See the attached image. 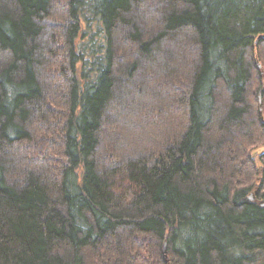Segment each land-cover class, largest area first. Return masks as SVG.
<instances>
[{
  "label": "trees",
  "instance_id": "trees-1",
  "mask_svg": "<svg viewBox=\"0 0 264 264\" xmlns=\"http://www.w3.org/2000/svg\"><path fill=\"white\" fill-rule=\"evenodd\" d=\"M263 200L264 0H0V264H264Z\"/></svg>",
  "mask_w": 264,
  "mask_h": 264
},
{
  "label": "rangeland",
  "instance_id": "rangeland-1",
  "mask_svg": "<svg viewBox=\"0 0 264 264\" xmlns=\"http://www.w3.org/2000/svg\"><path fill=\"white\" fill-rule=\"evenodd\" d=\"M122 45V44H121ZM123 48H124V46H123ZM126 52V51H125ZM126 58V57H125ZM260 102H261V108H260V111H261V113L263 114V101H262V98L260 99ZM116 114V112H114V110L113 111H110L109 112V115L112 117V116H117V115H115ZM116 118V117H115ZM141 122V121H140ZM139 122V123H140ZM139 123H137V124H139ZM110 130V129H109ZM112 131H109V134H107V136L105 137V141H106V139H108V137H110L112 134H115V135H117L118 136V138H120L121 137V135H122V133L120 132V131H116L115 129H111ZM114 132V133H113ZM123 136V135H122ZM139 151V150H138ZM257 152H259V151H257ZM20 156H22V154L20 155ZM168 264H174V263H171L169 260H168V262H167Z\"/></svg>",
  "mask_w": 264,
  "mask_h": 264
},
{
  "label": "water",
  "instance_id": "water-1",
  "mask_svg": "<svg viewBox=\"0 0 264 264\" xmlns=\"http://www.w3.org/2000/svg\"><path fill=\"white\" fill-rule=\"evenodd\" d=\"M252 199H255V198L253 197ZM261 205L264 206V200L261 202ZM164 254L166 258H168V244L167 243L164 244Z\"/></svg>",
  "mask_w": 264,
  "mask_h": 264
}]
</instances>
